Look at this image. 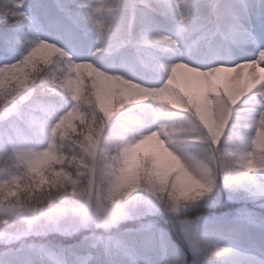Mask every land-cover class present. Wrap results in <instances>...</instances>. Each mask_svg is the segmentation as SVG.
Instances as JSON below:
<instances>
[{
    "label": "snow or ice",
    "instance_id": "1",
    "mask_svg": "<svg viewBox=\"0 0 264 264\" xmlns=\"http://www.w3.org/2000/svg\"><path fill=\"white\" fill-rule=\"evenodd\" d=\"M0 264H264V0H0Z\"/></svg>",
    "mask_w": 264,
    "mask_h": 264
},
{
    "label": "rangeland",
    "instance_id": "2",
    "mask_svg": "<svg viewBox=\"0 0 264 264\" xmlns=\"http://www.w3.org/2000/svg\"><path fill=\"white\" fill-rule=\"evenodd\" d=\"M176 83L184 90L189 91L193 86H196L195 82L191 79V74L180 69L176 74ZM146 150V146H142L141 151Z\"/></svg>",
    "mask_w": 264,
    "mask_h": 264
},
{
    "label": "trees",
    "instance_id": "3",
    "mask_svg": "<svg viewBox=\"0 0 264 264\" xmlns=\"http://www.w3.org/2000/svg\"><path fill=\"white\" fill-rule=\"evenodd\" d=\"M189 94H198V89L196 86H193L189 91H185Z\"/></svg>",
    "mask_w": 264,
    "mask_h": 264
}]
</instances>
